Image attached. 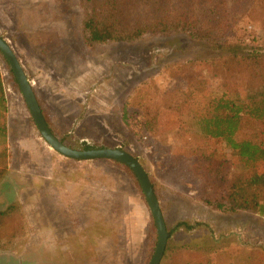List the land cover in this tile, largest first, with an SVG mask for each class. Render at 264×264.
I'll return each instance as SVG.
<instances>
[{"label":"rangeland","instance_id":"obj_1","mask_svg":"<svg viewBox=\"0 0 264 264\" xmlns=\"http://www.w3.org/2000/svg\"><path fill=\"white\" fill-rule=\"evenodd\" d=\"M225 6L235 22L233 40L264 43V0H225ZM85 14L81 0H0V35L54 135L75 149L119 147L140 162L168 232L159 264L167 248L174 262L245 264L254 252L263 260L264 216L205 203L191 172L192 149L204 144L195 120L203 98L223 82L238 89L241 76L215 75L214 51L183 34L88 45ZM0 76L7 98L0 209L12 206L15 227L1 244L0 264H148L157 231L132 170L56 152L1 52ZM156 117L150 133L139 130L144 118ZM243 120L237 139L264 137L257 119ZM218 144L228 156L230 149ZM182 222L191 227L177 226Z\"/></svg>","mask_w":264,"mask_h":264},{"label":"trees","instance_id":"obj_2","mask_svg":"<svg viewBox=\"0 0 264 264\" xmlns=\"http://www.w3.org/2000/svg\"><path fill=\"white\" fill-rule=\"evenodd\" d=\"M81 1L86 10L82 32L88 45L132 41L144 34H183L214 51L210 65L216 69L215 75L223 79L231 72L241 76L238 89L231 90L223 82L219 92L203 98L202 111L195 120L204 144L192 149L191 172L198 179L199 195L205 203L264 216V137L257 141L235 137L244 116L257 119L262 126L259 133L264 134V43L231 38L235 36V22L226 15L225 0ZM6 113L7 98L0 76V144L7 138ZM167 119L168 126L171 121ZM155 121L157 117L151 122L144 118L139 130L150 133ZM219 142L230 149L228 156L221 154ZM13 211L12 206L0 209V248L14 233ZM181 225L191 227L184 222L177 224ZM168 253L169 248L164 264H213L209 260L174 262ZM257 257L254 252L245 264H264V258Z\"/></svg>","mask_w":264,"mask_h":264},{"label":"water","instance_id":"obj_3","mask_svg":"<svg viewBox=\"0 0 264 264\" xmlns=\"http://www.w3.org/2000/svg\"><path fill=\"white\" fill-rule=\"evenodd\" d=\"M0 52L6 59L13 73L25 104L28 107L38 131L49 147L54 149L59 154L74 160L108 159L124 164L132 170L144 194L145 201L152 215L157 231V243L148 264H159L166 246L168 232L151 181L140 162L132 154L119 147L75 149L64 144L54 135L50 126L46 122L32 88L30 79L25 74L19 60L15 56L11 46L8 44V41L2 35H0Z\"/></svg>","mask_w":264,"mask_h":264}]
</instances>
